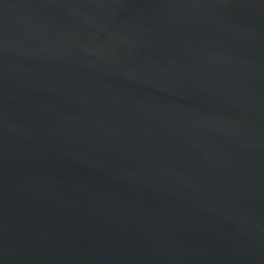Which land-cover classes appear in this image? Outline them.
Segmentation results:
<instances>
[{
	"label": "water",
	"instance_id": "1",
	"mask_svg": "<svg viewBox=\"0 0 264 264\" xmlns=\"http://www.w3.org/2000/svg\"><path fill=\"white\" fill-rule=\"evenodd\" d=\"M0 264H264V0H0Z\"/></svg>",
	"mask_w": 264,
	"mask_h": 264
}]
</instances>
